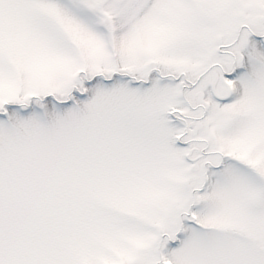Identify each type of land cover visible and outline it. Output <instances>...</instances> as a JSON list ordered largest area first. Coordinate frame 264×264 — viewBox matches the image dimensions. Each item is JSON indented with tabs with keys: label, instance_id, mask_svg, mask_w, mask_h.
<instances>
[{
	"label": "snow or ice",
	"instance_id": "6c2138e0",
	"mask_svg": "<svg viewBox=\"0 0 264 264\" xmlns=\"http://www.w3.org/2000/svg\"><path fill=\"white\" fill-rule=\"evenodd\" d=\"M0 264H264V0H0Z\"/></svg>",
	"mask_w": 264,
	"mask_h": 264
}]
</instances>
